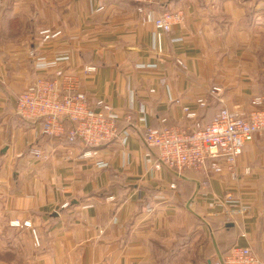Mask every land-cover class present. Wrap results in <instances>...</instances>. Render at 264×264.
I'll use <instances>...</instances> for the list:
<instances>
[{"label":"crops","instance_id":"0c3cea01","mask_svg":"<svg viewBox=\"0 0 264 264\" xmlns=\"http://www.w3.org/2000/svg\"><path fill=\"white\" fill-rule=\"evenodd\" d=\"M139 7L131 0H1L0 264H216L236 245L264 261V135L245 146L235 175L158 170L144 141L147 127L191 130L211 124L225 106L246 114L259 108L264 0ZM167 11L183 20L159 52L144 18ZM57 56L67 57L91 105L111 104L120 131L130 132L125 143L119 137L102 146L107 167L83 157L79 141L45 135L42 120L16 113L17 97L52 75L38 63ZM185 107L198 116L188 118ZM34 148L49 159L35 158ZM229 192L248 213L223 203Z\"/></svg>","mask_w":264,"mask_h":264},{"label":"built area","instance_id":"2783aa9c","mask_svg":"<svg viewBox=\"0 0 264 264\" xmlns=\"http://www.w3.org/2000/svg\"><path fill=\"white\" fill-rule=\"evenodd\" d=\"M140 5L144 13V4L152 0H131ZM1 5V0H0ZM183 20V15L167 11L155 17L151 12L145 14L144 23H153L154 47L162 52L164 37L171 33L174 26ZM49 30L42 34H50ZM53 37L60 32L51 33ZM67 57L57 56L47 62H39L41 71L50 76H39L24 90L16 100V113L24 120H42L43 133L55 138H65L83 145V157L96 160L97 167H107L108 163L101 157L102 146L115 138H121L125 143L130 136L128 129L120 131V113L108 102L97 101L91 105L87 95L79 89V81L74 73L67 69ZM185 66L182 61H178ZM65 65V66H64ZM155 66V65H153ZM92 66L85 71H94ZM222 89L214 87L211 94L219 97ZM199 105H206L203 99ZM259 108L243 113L232 111L227 106L222 107L211 124L196 127L191 130L164 126L162 128H146L144 141L148 148L155 151V167L183 171L211 170L217 174L226 169L235 175L238 159L243 154L245 146L257 135H264V100L257 99ZM141 124L145 122L144 106L137 109ZM188 118H196L197 111L184 108ZM70 123V126H67ZM35 158L47 161L50 155L40 148L33 149ZM210 163V167H208ZM223 203L231 206L237 214H246L250 209L241 204L240 200L229 192ZM20 226L19 221L13 223ZM23 225L30 226L29 222ZM38 242V241H37ZM216 264H264L248 246L236 245Z\"/></svg>","mask_w":264,"mask_h":264},{"label":"rangeland","instance_id":"374dc122","mask_svg":"<svg viewBox=\"0 0 264 264\" xmlns=\"http://www.w3.org/2000/svg\"><path fill=\"white\" fill-rule=\"evenodd\" d=\"M244 113V112H243Z\"/></svg>","mask_w":264,"mask_h":264}]
</instances>
